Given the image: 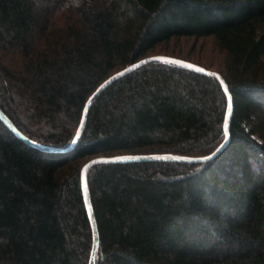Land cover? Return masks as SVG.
Instances as JSON below:
<instances>
[{
	"label": "trees",
	"instance_id": "obj_1",
	"mask_svg": "<svg viewBox=\"0 0 264 264\" xmlns=\"http://www.w3.org/2000/svg\"><path fill=\"white\" fill-rule=\"evenodd\" d=\"M181 37L224 54L230 141L207 162L94 165L97 264H264V0H0V109L46 146L68 147L99 85ZM227 107L216 77L150 62L100 93L72 150L0 119V264H89L83 166L209 155Z\"/></svg>",
	"mask_w": 264,
	"mask_h": 264
},
{
	"label": "water",
	"instance_id": "obj_2",
	"mask_svg": "<svg viewBox=\"0 0 264 264\" xmlns=\"http://www.w3.org/2000/svg\"><path fill=\"white\" fill-rule=\"evenodd\" d=\"M150 62H167V63L175 64V65L190 69L196 73L216 77L221 83L224 91L225 89H227L225 93L228 97V107H227V112H226L225 122H224V130H225L226 138L224 142L214 152H212L209 155H205V156L192 157V156L177 155V154H171V153H150V154H125V155H115V156H98V157H95L89 160L83 166L82 171H81L82 193H83L86 209L88 212V216L91 222L92 232H93V245H92V249L90 253L89 264H97V257H98L99 245H100L99 229H98L97 220L95 217V212H94L91 194H90L89 185H88V173L90 169L96 164L109 163V162L177 161V162L194 163V162H207V161L214 159L217 155H219L225 149V147L228 145L230 141V123H231V117L233 113V97H232V93L229 90V86L226 80L224 79L222 74H220L219 72L210 70L200 64H197V63H194L192 61H188L182 58H178V57H174L170 55H152V56L144 57L140 59L139 61L127 66L126 68L114 73L112 76L106 79L101 85H99V87L90 95V97L86 101V104L83 108V113H82L79 127L77 129V133L72 143L66 148H56V147L46 146V145H42V144L32 141L31 139L26 137L24 134H22L14 126L11 120L0 109V119L11 129V131H13L18 137L23 139L28 144L35 146L41 150L48 151V152H66V151L74 149V147L76 146L86 126L90 107L93 104V102L96 100V98L100 95V93L115 80L119 79L120 77Z\"/></svg>",
	"mask_w": 264,
	"mask_h": 264
},
{
	"label": "rangeland",
	"instance_id": "obj_3",
	"mask_svg": "<svg viewBox=\"0 0 264 264\" xmlns=\"http://www.w3.org/2000/svg\"><path fill=\"white\" fill-rule=\"evenodd\" d=\"M152 55H171L198 63L215 71L223 69L224 54L217 47L212 37L174 38L157 46Z\"/></svg>",
	"mask_w": 264,
	"mask_h": 264
},
{
	"label": "snow or ice",
	"instance_id": "obj_4",
	"mask_svg": "<svg viewBox=\"0 0 264 264\" xmlns=\"http://www.w3.org/2000/svg\"><path fill=\"white\" fill-rule=\"evenodd\" d=\"M225 91H227V89H225ZM75 142V141H74Z\"/></svg>",
	"mask_w": 264,
	"mask_h": 264
}]
</instances>
